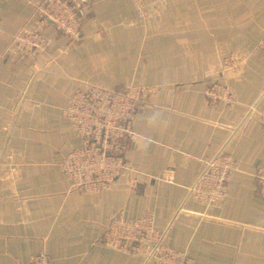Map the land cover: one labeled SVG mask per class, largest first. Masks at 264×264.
I'll return each instance as SVG.
<instances>
[{"label":"crops","instance_id":"0c3cea01","mask_svg":"<svg viewBox=\"0 0 264 264\" xmlns=\"http://www.w3.org/2000/svg\"><path fill=\"white\" fill-rule=\"evenodd\" d=\"M40 0H0V264H151L100 244L119 214L152 215L166 247L193 264H264V0H85L74 40L31 21ZM25 29L48 39L46 53L12 48ZM230 106L206 91L224 58ZM84 84L145 88L133 119L127 172L102 194H82L59 170L81 139L64 119ZM251 112V113H250ZM223 148L236 160L226 199L191 190ZM164 172L170 173L168 180Z\"/></svg>","mask_w":264,"mask_h":264},{"label":"built area","instance_id":"2783aa9c","mask_svg":"<svg viewBox=\"0 0 264 264\" xmlns=\"http://www.w3.org/2000/svg\"><path fill=\"white\" fill-rule=\"evenodd\" d=\"M132 1L139 17H143L144 0ZM87 13L85 0H40L31 21L39 30L51 27L78 40ZM39 30H23L13 38L12 48L37 55L46 53L48 39ZM260 51L264 54V38ZM238 66L239 59L234 55L223 59L221 79L210 83L206 91L210 104L230 106L235 103L231 88L223 80ZM148 96L149 90L145 88L109 90L92 84H84L76 91L64 112V119L81 139V144L59 164L60 172L73 190L82 194H102L127 172V152L136 140L133 119ZM259 118L264 124V108ZM236 170V160L223 148L206 164L191 190L192 196L208 204L222 202L228 196L230 180ZM169 178L170 173L164 172L163 179ZM256 179L264 187V162L257 168ZM164 238L165 232L157 228L152 215L128 219L119 214L105 229L100 244L126 254L143 255L151 264H193L186 253L166 247ZM29 264L54 262L47 253L40 252Z\"/></svg>","mask_w":264,"mask_h":264}]
</instances>
